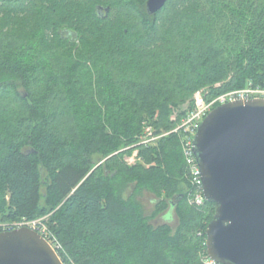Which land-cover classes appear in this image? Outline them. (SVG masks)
Returning <instances> with one entry per match:
<instances>
[{
  "label": "trees",
  "instance_id": "obj_1",
  "mask_svg": "<svg viewBox=\"0 0 264 264\" xmlns=\"http://www.w3.org/2000/svg\"><path fill=\"white\" fill-rule=\"evenodd\" d=\"M146 2L0 0V233L47 216L63 264H203L216 206L188 204L180 137L145 147L142 124L169 131L201 89H264V0ZM144 189L177 228L147 221Z\"/></svg>",
  "mask_w": 264,
  "mask_h": 264
},
{
  "label": "water",
  "instance_id": "obj_2",
  "mask_svg": "<svg viewBox=\"0 0 264 264\" xmlns=\"http://www.w3.org/2000/svg\"><path fill=\"white\" fill-rule=\"evenodd\" d=\"M166 1L147 0V13ZM192 150L203 199L216 206L205 230L208 259L264 264V98L214 108L196 131ZM0 264L63 263L42 236L23 227L0 233Z\"/></svg>",
  "mask_w": 264,
  "mask_h": 264
},
{
  "label": "built area",
  "instance_id": "obj_3",
  "mask_svg": "<svg viewBox=\"0 0 264 264\" xmlns=\"http://www.w3.org/2000/svg\"><path fill=\"white\" fill-rule=\"evenodd\" d=\"M195 105L192 110H190L185 117L181 120L180 125L170 132L174 133L180 137L181 146H182V155L186 167V176L191 186V189L187 195V202L191 206L202 207L205 203V200L202 196V182L200 176V170L197 165L195 156L192 150L193 138L198 130L200 124L204 118L217 106L235 102V101H245L254 98H264V89H245L235 92L226 93L221 95L211 102L205 101L201 92L198 91L194 94ZM160 135L152 130L150 125L143 124V133L140 136V145L145 147H152L159 141ZM46 218L36 219L34 221L26 222L22 221L20 223H14L12 225L14 229H20L27 227L40 236H42L49 245L55 250L56 248L48 240L49 232L47 227ZM56 252V250H55ZM206 253V251H205ZM203 264H216L208 259L207 254L202 255L201 257Z\"/></svg>",
  "mask_w": 264,
  "mask_h": 264
},
{
  "label": "rangeland",
  "instance_id": "obj_4",
  "mask_svg": "<svg viewBox=\"0 0 264 264\" xmlns=\"http://www.w3.org/2000/svg\"><path fill=\"white\" fill-rule=\"evenodd\" d=\"M86 12V14H87V9H86V7H84V9H83V14ZM2 16L0 15V18H1ZM19 17H21L22 18V16H19ZM92 17H95L94 15L92 16ZM20 18V19H21ZM27 26H25V27H21L20 28V26H19V28H20V30H21V32L23 33L22 35H24V36H26V35H28L29 33H30V31H31V26H33V24H32V20L31 19H29V18H27ZM65 20L67 21V18H65ZM78 20V19H77ZM95 20H96V17H95ZM97 21V20H96ZM71 22V21H70ZM76 22V20H73V23H75ZM73 23L72 24H70V25H73ZM32 24V25H31ZM30 25V26H29ZM18 26V25H17ZM73 27H74V25H73ZM82 27V29H88L89 30V28H92V26L91 27H83V26H81ZM94 29H97V28H95V27H93ZM12 29H14V28H12ZM73 29H75V28H73ZM76 29H78V30H80L81 31V28H76ZM17 31H15L14 33H16ZM87 35H89L90 33H86ZM14 35V34H13ZM88 38H90L89 36H87ZM74 50V49H73ZM200 92H201V94H202V96L204 97V99L206 98V96H208V93H209V90L207 89V88H205V89H201L200 90ZM215 99V98H214ZM213 99H211V100H209V101H207L206 99H205V101H207V102H211ZM194 105H195V98H194V95H193V97H192V100H191V103L189 104V103H187V104H185V105H182L179 109H180V112H183V116H181L180 118H178V111H176V110H174V112H173V114L172 115H170V117H169V121L171 122V123H173V127H172V129H170L169 131L168 130H166L164 127V125H161V123H159L158 122V127L160 128L159 129V135H160V138H159V140L160 139H162V138H165V137H167L168 135H170V132L171 131H173L174 129H176L179 125H180V122H181V120L185 117V115L190 111V110H192L193 108H194ZM155 121L157 120L156 118L154 119ZM153 121H147L146 123L148 124V125H150L151 127H152V130L154 131V132H156V129H157V127L155 126V125H151V123H152ZM146 123H144V124H146ZM143 125V124H142ZM142 133H143V129H142ZM142 133H141V135H142ZM140 135V136H141ZM158 143V142H157ZM124 150H127V149H124ZM138 149H136V148H133L132 150H130V153L129 154H127V155H125L124 156V158H123V160H124V162L127 164V165H129V166H133V165H135V164H141L145 169L146 168H149L150 167V165H148V164H145V163H143L140 159H139V157H138ZM97 165H99V163L97 164ZM43 193H44V191H43ZM133 193H135V185L133 184V185H130L126 190H125V192L123 193V197L124 198H127L128 196H130V195H132ZM135 199H136V201L140 204V206H141V209H142V213H143V216L147 219V221L152 225V226H160V225H163V224H167V225H169L170 227H172L173 229H175V228H177V226H178V219H177V217H176V214L174 213V210H171V209H167V210H165V211H162V210H159L157 207H158V205L156 204V201H158L160 198L158 197V195L157 194H155V193H153L152 192V189L150 190V189H144V190H142V191H140V192H138V193H136V195H135ZM167 215V216H166ZM43 218H46L47 219V216L46 217H43ZM14 224V223H13ZM12 224V225H13Z\"/></svg>",
  "mask_w": 264,
  "mask_h": 264
}]
</instances>
